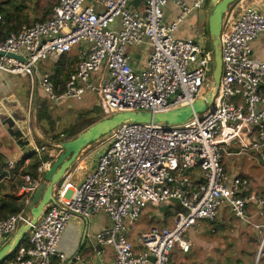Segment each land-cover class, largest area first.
<instances>
[{
	"label": "built area",
	"instance_id": "1",
	"mask_svg": "<svg viewBox=\"0 0 264 264\" xmlns=\"http://www.w3.org/2000/svg\"><path fill=\"white\" fill-rule=\"evenodd\" d=\"M131 1L59 0L42 22L0 32V72L34 79L53 106L95 93L103 118L165 113L204 97L212 81L213 52L196 38L175 33L220 0H140L136 8ZM237 1L223 17L221 76L212 106L179 125L130 122L116 127L92 172L74 184V173L81 171L76 166L54 185V203L27 231L11 264H52L54 258L66 262L69 258L57 250L66 226L73 218L87 222L98 213L107 215L109 225L93 236L92 250L101 260L111 249L109 264H175V253H189L192 243L185 235L198 221L214 223L219 210L228 209L234 219L251 225L249 204L255 205L256 216L262 215L264 200L247 193L248 180L229 173L223 164V154L231 158L246 153L264 165V61L251 53V43L264 34V13L248 0ZM168 4L178 10L170 23L164 20ZM132 48L146 54L142 68L131 63ZM71 54L78 62L63 85L55 84L49 72L40 74L39 62ZM28 113L33 121L25 137L30 150L7 162L0 180V185H15L24 196V208L0 221V242L29 224L25 214L31 197L60 154L35 143L61 140L42 135ZM28 155L40 162L35 179L21 175L31 161ZM160 205L172 213L166 224L139 232L136 223L144 209ZM263 246L264 231L256 263Z\"/></svg>",
	"mask_w": 264,
	"mask_h": 264
},
{
	"label": "rangeland",
	"instance_id": "2",
	"mask_svg": "<svg viewBox=\"0 0 264 264\" xmlns=\"http://www.w3.org/2000/svg\"><path fill=\"white\" fill-rule=\"evenodd\" d=\"M6 1L8 0H0V4ZM237 2L238 1L232 4L230 8L234 7ZM248 2H251V4H256L259 2L260 7L264 6V0H248ZM55 3L56 0H10L9 3L4 4L3 7L8 6L10 9L15 10L16 14L18 15L17 21L20 23V27H22L30 26L35 22L47 18L51 8L55 5ZM209 15V11L206 12L204 9H202L198 13V21L194 25L195 37L198 41V44H200L202 48L207 47L208 50L211 44L209 36L206 35ZM208 39L209 43H207ZM56 62H54V59H48L39 62L38 69L40 74L49 71L52 72V68ZM212 73L213 67H210V73L208 76L209 81L212 79ZM94 77L95 76H92L91 78L93 79ZM7 83L12 85L14 94L18 96V101L26 108V100L24 98V93L22 90L24 88H27L26 96L27 92L29 93L30 91L31 93V87L33 88V86L35 85L34 79L30 77L24 78L20 76L8 75L6 77V84ZM16 107L20 108L18 104ZM27 107V111L32 110V105H27ZM91 111H94L93 115L89 114L85 118L76 121V117L78 114ZM98 112L99 107L96 94L88 93L80 101H62L59 106H54L51 115L57 123V133L60 134L67 129V132L65 133L66 136L70 135L71 133L75 134L68 139H65L64 137L65 140H71L82 131H84L87 128L86 126L88 124L101 117ZM34 116L36 119V114H34ZM101 119L103 118L101 117ZM35 125L37 127V130L41 132L38 128L37 120ZM83 128L85 129L82 130ZM0 140H2L1 136ZM35 143L37 145L40 144L38 140H35ZM108 143V136H106L99 141L90 144L87 148L84 149L86 151L81 159H83L87 165L91 162L96 163L98 156L104 151H101V149ZM29 150V147H23L19 151L20 153H25ZM237 151L238 150H233V152ZM223 164L227 169H229V173L236 172L248 180L249 187L247 189V193L255 192L259 195V182H264V165L260 164L254 155L243 153L239 156L227 158L223 154ZM70 170L72 171V168ZM80 174L81 172L74 173V184H77L76 177ZM248 209L250 215H255L257 212L255 205L249 204ZM163 211H166L164 205H160L157 207L147 206L144 209L140 219L136 223V227L139 232L147 231L151 227H161L164 224L162 217ZM221 214H226V216L230 215L228 209H221L219 210V216L217 217V219L221 217ZM251 222V225L244 224L240 226L232 220L225 230H216L215 228H213L212 223L207 221H198L197 226L188 230L187 234L185 235V238L192 243L189 253H175L174 263L255 264L257 254L261 246V238L259 239L258 230H256L254 227V219ZM11 237L12 235H10L8 238L10 239ZM130 238H133L132 234L130 235ZM8 240L4 242V245L8 242ZM263 260L264 246L261 250L260 259L256 264H264Z\"/></svg>",
	"mask_w": 264,
	"mask_h": 264
},
{
	"label": "water",
	"instance_id": "3",
	"mask_svg": "<svg viewBox=\"0 0 264 264\" xmlns=\"http://www.w3.org/2000/svg\"><path fill=\"white\" fill-rule=\"evenodd\" d=\"M140 0H132L131 5L136 8ZM237 0H220L212 4L210 15L208 18L207 29L209 32L210 43L213 52V73L212 81L208 91L204 97L199 98L190 106L181 107L165 113L152 114L149 112H124L113 115L112 117L103 118L71 140L50 143L38 140L47 147L60 152L57 159L52 163L51 167L44 173L42 182L34 191L30 204L25 214L29 224H21L8 242L0 249V262L11 255L25 238L27 231L42 215L45 207L49 203H54L52 190L54 185L59 183L77 162L79 156L85 148L90 144L99 141L103 137L108 136L116 127L123 123H154L164 125H179L185 123L196 114H201L212 106L219 80L221 76V43L220 34L224 14L229 7ZM1 55V54H0ZM14 58L13 55H7ZM38 106L37 87L33 89L32 114H36ZM21 109L14 107H4L0 103V122L5 130L8 138L15 143L20 149L28 146L25 139L27 133V125L17 117ZM261 252V251H260ZM260 254V253H259ZM150 262L154 259L150 258ZM256 264V263H255Z\"/></svg>",
	"mask_w": 264,
	"mask_h": 264
},
{
	"label": "crops",
	"instance_id": "4",
	"mask_svg": "<svg viewBox=\"0 0 264 264\" xmlns=\"http://www.w3.org/2000/svg\"><path fill=\"white\" fill-rule=\"evenodd\" d=\"M260 2V1H259ZM256 3V5L259 7L260 11L264 13V6L260 7V4ZM251 3V2H250ZM206 12H210L207 8H203ZM201 11V10H200ZM199 11V12H200ZM178 10L174 7L172 4H168L164 9V20L167 23H170L174 20ZM195 21L193 19L186 20L177 30L175 33V36L178 38H196L195 37V30L194 25ZM131 63L135 64V68L139 69L142 68L146 62V54L142 51V48H132L128 50ZM251 53L253 58L264 61V34L257 39H255L251 43ZM49 73L53 74V68L52 72L49 71ZM8 75L0 72V103L1 105L6 107H14L17 106V104L21 108V112L17 114V117L21 120V122H25L27 126H30L33 122L31 120V116H29L27 111V105H31L30 101L33 100V89L36 85L31 87V93L27 92L26 96V89L24 88L23 95L26 100V108L23 104H21L18 101V96L14 94L12 85L9 83L6 84V77ZM30 89V88H29ZM25 90V91H24ZM37 94L38 98L42 97V91L37 88ZM19 108V109H20ZM0 136L2 140H0V153L5 157L6 162L9 161H17L19 160L25 153H20V148L13 143L8 136L5 133V130L2 126V123L0 122ZM62 136V135H61ZM64 138V137H63ZM37 140V139H36ZM65 140V139H60ZM106 148V145L103 146L101 151H103ZM22 149V148H21ZM86 150L83 151V153L79 156L77 162L72 167L75 168L76 166H79L81 168V174L76 177V183L78 184L84 175L89 174L93 171L95 167V162H91L88 165L86 162L81 159L83 157ZM31 164V161L24 165V168H27ZM226 168V167H225ZM227 169V168H226ZM229 169H227L228 171ZM10 191V188H8V185H0V195L8 194ZM16 191V190H15ZM16 196H20V193L17 191ZM259 197L264 200V182H259ZM261 210L262 215L257 217L256 215H251V221L254 219L255 223L254 225L259 226L258 234L259 239L262 237L263 231H264V205L259 208ZM250 215V214H249ZM218 219L213 224V228L216 230H225L230 222L233 220L238 225L242 226L244 223H241L240 221L234 219L231 215L226 216L220 215ZM109 225V219L106 214L104 213H98L93 215L92 218H90L87 222H83L78 218H73L70 223L66 226L64 233L61 237L60 243L58 245V252L64 254L66 257L69 258L66 262L60 261L57 258H54L52 260V264H109L112 261L113 252L111 249H107L106 255L99 260L97 257L94 256L92 246H93V236L97 234L99 231H101L103 228L107 227ZM4 242H0V249L3 247ZM78 256V260H75L74 257ZM264 262V260H263ZM4 264H11V260L5 262Z\"/></svg>",
	"mask_w": 264,
	"mask_h": 264
},
{
	"label": "trees",
	"instance_id": "5",
	"mask_svg": "<svg viewBox=\"0 0 264 264\" xmlns=\"http://www.w3.org/2000/svg\"><path fill=\"white\" fill-rule=\"evenodd\" d=\"M10 0L1 3L0 4V15L2 16V21L0 22V32L5 31L7 33L10 32H16L20 29V23L17 21L18 15L16 14L15 10L10 9L8 6L3 7L4 4L9 3ZM59 0H56V3ZM44 19L40 20L39 22H42ZM206 35L209 36L208 29H206ZM209 51H212L211 44L209 46ZM78 62V59L74 55H65L58 59V61L53 66V74L51 75V80L55 84H64V81L67 79L68 75L74 71V67L76 63ZM32 99L30 101V104L32 103ZM32 105V104H31ZM54 106L51 105V103L46 99V97L42 94V97L38 98V106L36 111V120L37 125L41 133L46 136L47 138L51 139L52 141H59L61 139V135L65 137V139H68L72 136H74V133H71L70 135H65L67 132V129L64 130L62 133H57V123L55 122V119H53L51 113L53 112ZM94 111L91 112H83L82 114H78L76 117V121L85 118L87 115H93ZM101 117L103 118V115L99 109L98 112ZM101 117L92 121L90 124H88L86 127L94 124L98 120H101ZM85 127V128H86ZM83 128L82 130H84ZM81 130V131H82ZM40 142V141H39ZM26 158H29L31 160V164L23 169V172L21 175L28 174L33 179L37 178V175L35 174L34 170L37 166H39L40 162L34 156L28 155ZM23 164V161L20 162L18 167H21ZM6 167L7 162L5 160V157L0 153V180L6 175ZM17 185L21 184V180H17ZM8 188H10L11 191L14 190L16 192V187L13 184H8ZM16 190V191H15ZM16 193L13 194H4L0 195V221L6 219L7 217L11 215H15L20 213V211L24 208L23 203V195L16 196ZM165 220L164 223L167 221V219L172 215V213L169 210L165 211ZM24 238L22 240V244L25 242ZM15 252V251H14ZM14 252L9 255L6 259L0 262V264H4L7 261H10L13 257Z\"/></svg>",
	"mask_w": 264,
	"mask_h": 264
},
{
	"label": "bare ground",
	"instance_id": "6",
	"mask_svg": "<svg viewBox=\"0 0 264 264\" xmlns=\"http://www.w3.org/2000/svg\"><path fill=\"white\" fill-rule=\"evenodd\" d=\"M259 256V251H258V254H257V257Z\"/></svg>",
	"mask_w": 264,
	"mask_h": 264
}]
</instances>
